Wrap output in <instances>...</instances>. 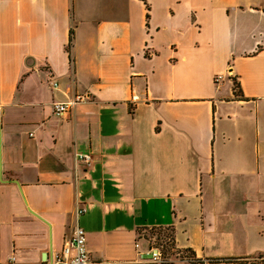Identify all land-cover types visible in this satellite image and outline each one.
<instances>
[{"label":"crops","instance_id":"crops-1","mask_svg":"<svg viewBox=\"0 0 264 264\" xmlns=\"http://www.w3.org/2000/svg\"><path fill=\"white\" fill-rule=\"evenodd\" d=\"M75 227L92 264H151L148 230L264 264V0H0V264Z\"/></svg>","mask_w":264,"mask_h":264},{"label":"built area","instance_id":"built-area-1","mask_svg":"<svg viewBox=\"0 0 264 264\" xmlns=\"http://www.w3.org/2000/svg\"><path fill=\"white\" fill-rule=\"evenodd\" d=\"M51 86L57 88L56 82L51 81ZM88 99L86 96H76L66 102L55 103L53 112L58 116H64L72 111L74 106ZM137 97H134L136 100ZM81 161L89 164L91 161L90 155H83L79 158ZM86 212L84 208H79L76 212L77 216H81ZM139 246L136 244V248ZM143 260L153 264H168L172 260L165 258L160 248L148 242V249L140 253ZM46 264H92L86 247V234L80 227H75L67 237L63 250L55 256L51 262Z\"/></svg>","mask_w":264,"mask_h":264},{"label":"rangeland","instance_id":"rangeland-1","mask_svg":"<svg viewBox=\"0 0 264 264\" xmlns=\"http://www.w3.org/2000/svg\"><path fill=\"white\" fill-rule=\"evenodd\" d=\"M235 89L238 91V85L236 82ZM145 234L149 243L160 248L165 258L172 260L171 255L174 256L176 251H174V246L172 244V233L169 230H148ZM189 256V254H183L180 257L190 258L191 256Z\"/></svg>","mask_w":264,"mask_h":264}]
</instances>
